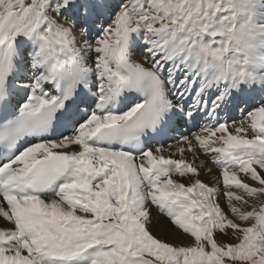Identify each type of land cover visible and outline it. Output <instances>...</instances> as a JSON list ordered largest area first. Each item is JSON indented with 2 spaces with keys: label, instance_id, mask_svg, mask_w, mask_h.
I'll return each instance as SVG.
<instances>
[{
  "label": "snow or ice",
  "instance_id": "obj_1",
  "mask_svg": "<svg viewBox=\"0 0 264 264\" xmlns=\"http://www.w3.org/2000/svg\"><path fill=\"white\" fill-rule=\"evenodd\" d=\"M0 264H264V0H0Z\"/></svg>",
  "mask_w": 264,
  "mask_h": 264
},
{
  "label": "bare ground",
  "instance_id": "obj_2",
  "mask_svg": "<svg viewBox=\"0 0 264 264\" xmlns=\"http://www.w3.org/2000/svg\"><path fill=\"white\" fill-rule=\"evenodd\" d=\"M214 175H215V173H213V176L212 177H209V176H207V175H202V179H204V180H209V179H211V178H214Z\"/></svg>",
  "mask_w": 264,
  "mask_h": 264
}]
</instances>
